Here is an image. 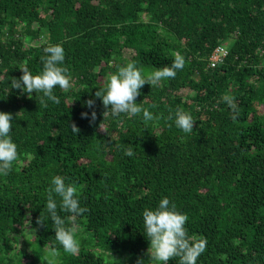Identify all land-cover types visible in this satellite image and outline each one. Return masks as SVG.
<instances>
[{
    "label": "trees",
    "instance_id": "1",
    "mask_svg": "<svg viewBox=\"0 0 264 264\" xmlns=\"http://www.w3.org/2000/svg\"><path fill=\"white\" fill-rule=\"evenodd\" d=\"M56 44L73 86L55 88L60 103L44 107L41 94L10 84L20 68L40 73L43 49ZM219 47L229 54L211 68ZM177 55L185 65L175 78L146 83L136 98L159 119L112 117L95 97L128 62L147 74ZM177 109L192 116V133L168 119ZM0 112L13 116L18 151L0 176V264H13L19 243L16 255L40 264L28 227L39 246L55 244L45 210L55 175L75 184L87 209L66 226L109 252L146 254L142 212L168 197L188 217V235L207 241L197 264H264V0H0ZM56 250L61 264H119L83 247Z\"/></svg>",
    "mask_w": 264,
    "mask_h": 264
},
{
    "label": "clouds",
    "instance_id": "2",
    "mask_svg": "<svg viewBox=\"0 0 264 264\" xmlns=\"http://www.w3.org/2000/svg\"><path fill=\"white\" fill-rule=\"evenodd\" d=\"M43 51L46 55L42 60V71L33 75L26 67L20 68L23 74L19 79L11 80L10 86L11 89H19L29 95L33 92L41 94L40 104L47 107L49 101L53 104L60 103V98L54 94L55 88L68 90L73 85L68 69L63 66L65 61L63 47L60 44L50 45ZM184 65V58L177 55L170 66L166 65L145 74L135 62H128L119 67L115 74L108 76L106 82L97 88L95 97L101 99L107 109L105 112H110L112 117L125 114L131 118L142 114L145 122L159 119L136 102L137 96L140 95L139 90L146 83L154 87L163 80L175 78ZM223 100L230 108L236 109L232 97L224 96ZM86 104L91 108L94 100H88ZM82 117L87 118L88 113H82ZM236 118V115H233L234 121ZM92 119H95V112L92 113ZM168 119L172 120L175 127L183 133L193 132L195 121L182 109H177ZM13 122L12 114L0 112V176L8 175L13 163L18 159L17 145L10 135ZM71 131L73 134L79 133V129L74 124L71 126ZM134 154L132 147L124 151V155L128 157H133ZM45 210L46 219L53 222L52 227L55 230V244L45 250L46 254L55 259L58 256L56 245L67 254H76L79 249V241L75 237L76 228L66 225L68 220L75 222L87 212V209L80 205L75 184L66 182V178L61 175L53 176L47 189ZM61 213H66L67 216ZM142 219L143 233L150 243L147 250L148 261L145 262L141 258L137 260V264H169L170 260L177 258L178 264H197L198 258L205 252L206 239H195L188 235L185 227L188 217L177 211L175 204L170 202L168 197H163L154 209H144ZM41 221L44 219L41 218ZM32 232L35 235V230Z\"/></svg>",
    "mask_w": 264,
    "mask_h": 264
},
{
    "label": "rangeland",
    "instance_id": "3",
    "mask_svg": "<svg viewBox=\"0 0 264 264\" xmlns=\"http://www.w3.org/2000/svg\"><path fill=\"white\" fill-rule=\"evenodd\" d=\"M79 229V228H78ZM77 234V240L79 241V247H83L87 250H94L95 252L98 251V253L105 257V259L109 262H115L119 264H137L138 259H143L145 262L148 261L147 253L140 256L133 255L130 251L122 250L121 248L116 249L114 248L113 252H109L102 247L97 245V242L95 239L91 237V234L86 232L85 229H80L76 231ZM25 236L29 241H31L32 247L29 248V253L32 252V248L35 250L36 254L41 258L42 261H40V264H61V255L58 253V256L53 259L50 256H48L45 252L48 248H43L38 245V243L34 242V237L31 231V228L28 227ZM23 240L22 236H19V241L21 242ZM19 246V247H18ZM16 247V246H15ZM14 247V248H15ZM20 250V243L17 245V248L13 250V253H10V258L13 261V264H30V260H21V258L16 255Z\"/></svg>",
    "mask_w": 264,
    "mask_h": 264
},
{
    "label": "built area",
    "instance_id": "4",
    "mask_svg": "<svg viewBox=\"0 0 264 264\" xmlns=\"http://www.w3.org/2000/svg\"><path fill=\"white\" fill-rule=\"evenodd\" d=\"M229 52L226 47H219L213 54L211 60H210V67L216 68L220 64L224 63Z\"/></svg>",
    "mask_w": 264,
    "mask_h": 264
}]
</instances>
